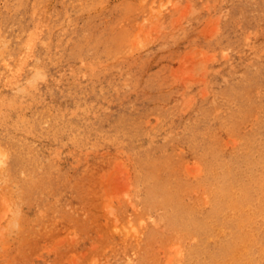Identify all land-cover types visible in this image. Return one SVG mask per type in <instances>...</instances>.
Wrapping results in <instances>:
<instances>
[{
    "label": "rangeland",
    "instance_id": "obj_1",
    "mask_svg": "<svg viewBox=\"0 0 264 264\" xmlns=\"http://www.w3.org/2000/svg\"><path fill=\"white\" fill-rule=\"evenodd\" d=\"M0 264H264V0H0Z\"/></svg>",
    "mask_w": 264,
    "mask_h": 264
},
{
    "label": "bare ground",
    "instance_id": "obj_2",
    "mask_svg": "<svg viewBox=\"0 0 264 264\" xmlns=\"http://www.w3.org/2000/svg\"><path fill=\"white\" fill-rule=\"evenodd\" d=\"M18 89V88H17ZM32 221V220H31Z\"/></svg>",
    "mask_w": 264,
    "mask_h": 264
}]
</instances>
